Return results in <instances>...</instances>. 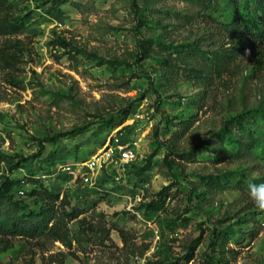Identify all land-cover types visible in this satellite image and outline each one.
I'll list each match as a JSON object with an SVG mask.
<instances>
[{
  "label": "rangeland",
  "instance_id": "obj_1",
  "mask_svg": "<svg viewBox=\"0 0 264 264\" xmlns=\"http://www.w3.org/2000/svg\"><path fill=\"white\" fill-rule=\"evenodd\" d=\"M8 2L13 16L26 17V27L0 36V47L19 46L11 49L18 55L12 67L0 61V180L18 179L15 195L34 209L28 192L37 179L86 209V223L111 230L71 249L51 239L2 237L10 248L0 247V264H184L191 245L187 264H264V210L237 184L264 182V158H223L217 150L219 132L237 114L251 111L245 127L253 128L254 119L264 129V43L247 48L236 71L204 92L201 109L203 88L164 69L155 52L163 43L200 37L209 48L224 43L215 25L229 6L206 11L196 0H67L52 11L47 0ZM143 39L158 46L137 61ZM62 40L71 47L56 44ZM123 109L127 119L117 126ZM120 128L137 139L139 153L121 183L90 188L56 173L61 164L89 158ZM245 131L232 133L243 140ZM40 145L41 154L31 157ZM206 176L230 186L218 191L203 184ZM165 185L163 206L148 209ZM223 228L230 239L212 245L213 231Z\"/></svg>",
  "mask_w": 264,
  "mask_h": 264
},
{
  "label": "trees",
  "instance_id": "obj_2",
  "mask_svg": "<svg viewBox=\"0 0 264 264\" xmlns=\"http://www.w3.org/2000/svg\"><path fill=\"white\" fill-rule=\"evenodd\" d=\"M47 1L51 2L48 10L52 9L54 11L67 0ZM196 1L206 11L224 9L229 6V10L226 11V18L220 22L217 21L215 25L216 32L223 36L225 42L219 46L209 48L207 47L208 44L204 43L207 37H200L174 46L163 43L155 52L164 69H167L170 73L180 74L192 86L203 88V91L198 93L200 98L196 102L197 108L201 109L208 97V95H204V92L208 88H212L216 80L236 71L237 60L247 48L254 44L264 43V0ZM9 8L10 3L8 0H0V36L3 37L20 33L26 27V17L13 16ZM56 44L65 48L71 47V43L64 40ZM155 45L158 46L156 40L143 39L139 41V49L135 54L136 60L143 61L150 58L152 56L151 50ZM18 47L17 42L11 41L3 43L0 47V61L4 66L10 68L18 60L16 51L11 50ZM67 54L71 60H76L75 55L70 51H67ZM153 91L157 93L156 90ZM122 112L123 117L117 126L127 119L128 109H123ZM262 116L264 117V114ZM247 117H252L251 111L237 114L231 119V124L229 126L225 124L219 132L221 135L217 139V150L223 158L238 159L250 153L259 154L261 158H264V129L258 127L254 119L251 121V127L253 128H246L244 121ZM234 129L238 133L246 130V139L236 138L232 133ZM258 142H261V146H256ZM42 149L43 146L40 145L37 152L31 157H38ZM175 154L182 159L183 157L188 158L183 156L182 153ZM167 155L164 156V162L171 169L172 165ZM26 160L27 158H23V161ZM17 166L15 165V167ZM143 169L144 167H141L140 170ZM31 181L33 186L28 192V196L32 197L34 203L38 205L34 209L30 208L24 199L15 195V187L20 184L18 179L6 176L0 180V247L2 250L10 248V244L6 243L7 239H3L9 237L51 239L71 249L73 243L78 247H83L88 243V238L100 236L101 234L107 236L110 233L111 228H106L104 224L91 225L86 223L85 217H81L86 209L70 206L67 196L61 195L58 191L47 187L37 179L33 178ZM203 184L209 185L218 191H223L230 186L229 182L219 180L217 176L211 178L206 176ZM237 184L238 188L243 190L247 188L249 183L241 180ZM168 190L169 185L163 186L157 192L158 199L151 200L146 207L148 209L162 207L161 198L168 195ZM261 195L264 196V192ZM255 214L257 213L255 212ZM112 228H115V225ZM116 230L122 240L126 241L124 231L117 227ZM213 234L215 238L212 239V245L225 244L231 237L225 228L214 230ZM193 250L191 245L183 257L184 264L193 259ZM169 264L180 263L176 261Z\"/></svg>",
  "mask_w": 264,
  "mask_h": 264
},
{
  "label": "built area",
  "instance_id": "obj_3",
  "mask_svg": "<svg viewBox=\"0 0 264 264\" xmlns=\"http://www.w3.org/2000/svg\"><path fill=\"white\" fill-rule=\"evenodd\" d=\"M137 160V139L120 128L112 131L101 148L89 158L81 162L61 164L56 173L70 176L73 183L90 188H97L101 181L106 180L117 185L122 182L124 172L131 170Z\"/></svg>",
  "mask_w": 264,
  "mask_h": 264
},
{
  "label": "clouds",
  "instance_id": "obj_4",
  "mask_svg": "<svg viewBox=\"0 0 264 264\" xmlns=\"http://www.w3.org/2000/svg\"><path fill=\"white\" fill-rule=\"evenodd\" d=\"M247 191L249 199L254 206L260 210H264V196L261 195V193L264 192V182H249L247 185Z\"/></svg>",
  "mask_w": 264,
  "mask_h": 264
}]
</instances>
